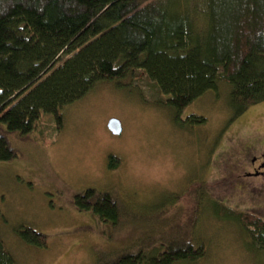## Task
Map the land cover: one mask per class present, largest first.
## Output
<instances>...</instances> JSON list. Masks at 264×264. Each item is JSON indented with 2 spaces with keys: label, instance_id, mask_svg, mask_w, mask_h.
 Masks as SVG:
<instances>
[{
  "label": "rangeland",
  "instance_id": "obj_1",
  "mask_svg": "<svg viewBox=\"0 0 264 264\" xmlns=\"http://www.w3.org/2000/svg\"><path fill=\"white\" fill-rule=\"evenodd\" d=\"M231 91L222 83L177 114L138 71L66 107L61 130L44 117L29 140L9 137L18 158L0 162L6 250L17 264H109L138 252L152 264L166 248L193 244L205 256L175 264H264L254 229L237 219L264 220V104L235 118ZM111 119L120 136L108 130ZM110 157L119 160L114 170ZM88 190L113 194L117 226L78 210ZM27 230L46 236L47 247L23 242Z\"/></svg>",
  "mask_w": 264,
  "mask_h": 264
},
{
  "label": "trees",
  "instance_id": "obj_2",
  "mask_svg": "<svg viewBox=\"0 0 264 264\" xmlns=\"http://www.w3.org/2000/svg\"><path fill=\"white\" fill-rule=\"evenodd\" d=\"M138 71L177 114L230 84V107L241 117L264 104V0H0V162L18 158L9 137L29 140L44 117L61 130L66 107ZM118 166L110 157L109 168ZM75 204L104 224L120 222L112 193L88 190ZM237 219L264 249V220ZM20 238L47 247V237L31 230ZM163 252L152 264L205 256L193 244ZM146 262L138 252L109 264ZM0 264H17L1 239Z\"/></svg>",
  "mask_w": 264,
  "mask_h": 264
},
{
  "label": "water",
  "instance_id": "obj_3",
  "mask_svg": "<svg viewBox=\"0 0 264 264\" xmlns=\"http://www.w3.org/2000/svg\"><path fill=\"white\" fill-rule=\"evenodd\" d=\"M107 128L114 136H120L123 133V126L116 119H111L107 124Z\"/></svg>",
  "mask_w": 264,
  "mask_h": 264
},
{
  "label": "flooded vegetation",
  "instance_id": "obj_4",
  "mask_svg": "<svg viewBox=\"0 0 264 264\" xmlns=\"http://www.w3.org/2000/svg\"><path fill=\"white\" fill-rule=\"evenodd\" d=\"M252 164V166H253V170L255 171V173L256 174H260L261 173V167L259 166V165H257V162L255 161V162H253V163H251ZM254 173V174H255ZM88 213H90V212H88ZM91 215H92V213H90ZM94 217V216H93Z\"/></svg>",
  "mask_w": 264,
  "mask_h": 264
}]
</instances>
